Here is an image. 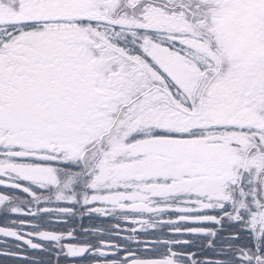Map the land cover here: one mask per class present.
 I'll return each mask as SVG.
<instances>
[{"label":"snow or ice","instance_id":"obj_1","mask_svg":"<svg viewBox=\"0 0 264 264\" xmlns=\"http://www.w3.org/2000/svg\"><path fill=\"white\" fill-rule=\"evenodd\" d=\"M0 264H264V0H0Z\"/></svg>","mask_w":264,"mask_h":264}]
</instances>
